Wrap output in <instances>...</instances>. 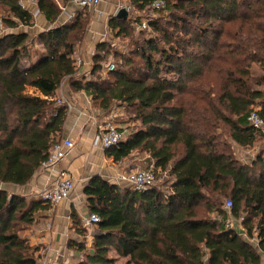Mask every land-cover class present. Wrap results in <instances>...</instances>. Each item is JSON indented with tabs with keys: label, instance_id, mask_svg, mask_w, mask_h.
Instances as JSON below:
<instances>
[{
	"label": "trees",
	"instance_id": "trees-1",
	"mask_svg": "<svg viewBox=\"0 0 264 264\" xmlns=\"http://www.w3.org/2000/svg\"><path fill=\"white\" fill-rule=\"evenodd\" d=\"M35 1L53 25L39 36L43 52L29 46L26 32L0 35V183L25 186L48 161L70 114L56 97L67 80L68 93L85 92L104 112L119 103L139 124L105 149L108 157L120 162L146 152L143 169L158 179L169 177L142 191L90 179L84 185L86 203L100 221L89 251L85 242L69 241L83 253L72 264H116L112 250L127 258L125 264H261L264 155L248 164L234 146L248 149L264 140L248 121L253 110L264 120V77L252 72L253 65L264 68V0H128L138 14H115L109 30L118 38L130 36L131 27L155 36L122 51L99 42L89 77L76 66L75 39L84 36L83 14L91 10H77L59 23L70 0ZM156 1L163 7L154 8ZM0 5L9 14L0 10L6 27L33 25L21 0H0ZM149 10L158 17L142 27L139 15ZM237 21L248 31L229 44L226 25ZM110 55L117 60L107 71ZM36 56L23 66L24 59ZM52 206L0 188V264L38 263L20 232ZM229 214L246 236L227 224ZM71 219L85 235L74 208Z\"/></svg>",
	"mask_w": 264,
	"mask_h": 264
},
{
	"label": "crops",
	"instance_id": "crops-1",
	"mask_svg": "<svg viewBox=\"0 0 264 264\" xmlns=\"http://www.w3.org/2000/svg\"><path fill=\"white\" fill-rule=\"evenodd\" d=\"M126 2L129 1L102 0V3L98 8L90 10L96 12L95 14H97V18L105 19L107 25L109 16L117 14L119 6L122 3L125 4ZM27 7L31 8L30 6ZM41 18L46 21L43 16H41ZM65 19L66 16L61 15L58 22L62 23ZM95 47L96 46H93L94 49H90L88 51L90 63ZM40 51L43 52V48ZM82 56L81 59H79L81 60V64L78 68H80V70L87 75V71L90 69V63L85 59V56L87 57V52L84 51ZM38 58L39 56L32 59H24L22 63H24L25 68H28L30 64L35 62ZM67 85L68 84L65 85L67 91L64 92V95L72 102L73 110L71 112L72 115H68L64 132L60 139L72 140L75 144L74 148L66 154L62 161L56 163L55 165H42L30 182L25 186L20 187L13 184L0 183V188L7 190L9 193L26 196L35 195L36 193L39 194L57 178L61 171L68 172L76 180V187L74 189L76 195H71L72 197H70L67 201L62 202L57 206H52L48 210L40 211L37 214L39 222L33 226L32 229L34 234L32 237L30 236V238L33 243H40L46 246V249H41L40 252L35 249L38 256L37 264H45V262H47V264L67 263V254L71 251L69 241L74 240L80 242V240H75L76 237L79 238L80 236L88 239L87 230L90 229L83 226L82 216L90 212L86 203L87 197L84 193V185L90 179L93 177H101L111 183L117 184V178L120 173L140 168L141 163H143L144 160L148 159L150 156L146 152H134L130 157L117 162L113 158L106 155L105 149L95 147L92 144V140L100 124L98 121L96 122L91 118L94 116L93 114H95L93 101L83 91L71 94L68 93ZM28 92L39 94V92L34 88H29ZM57 94H59L58 91ZM234 147L240 160L248 164L252 163L254 158H251V153H253V150L250 151L249 149L241 148L238 145H235ZM72 208L77 211L80 217V222L86 230V235L79 234L73 227L71 219ZM232 221V227L237 229L243 236H246L242 223L234 218ZM90 233L91 232H89V234ZM70 234H72L71 237L69 236ZM118 257L123 258L120 256ZM124 259L127 260V258ZM261 264H264V256Z\"/></svg>",
	"mask_w": 264,
	"mask_h": 264
},
{
	"label": "rangeland",
	"instance_id": "rangeland-1",
	"mask_svg": "<svg viewBox=\"0 0 264 264\" xmlns=\"http://www.w3.org/2000/svg\"><path fill=\"white\" fill-rule=\"evenodd\" d=\"M56 2H58L60 4L62 3L60 0H56ZM126 3L128 4L129 2H126ZM0 10H1V12H3L5 17H9V14L7 12H5L4 7H2L1 5H0ZM95 13L96 12H94L92 10V11H88V12L86 11V13L83 14L85 31H84V36H82L81 39H80V36H77L75 39L76 46H78V49H77L76 55H75L76 63H78V62L81 63V60H79V59H81V56H82V54H84V51L87 52V57L85 56V59L87 60V62L90 63L88 51L90 49H94L93 46H96L99 42H108L107 45L113 46L112 51H114V50L122 51L126 47H127V50H131L132 48H134L133 46L136 45L135 44L136 42L139 41V43H140L141 40H143V38H145V37L151 38L152 36H155L151 30H147V32L144 33V32H139L140 30H136V29H133L131 27V28H128V32H129L130 36H128V37L121 36L118 38L117 36H114L113 33L109 30L108 24L106 25V20L102 19V18L101 19L97 18V14H95ZM134 14H138L137 10H136V12H134ZM41 16H42L41 14L38 16H35L33 14L34 23L31 26H25L23 24H20L16 28H9V27H6L5 25H3L2 23H0V35L6 34L8 32H16V33L26 32V33H28L29 38H30V42H31L29 44V46H33V48H36V50L39 51L42 49V44L39 41V36L42 33L48 31L53 26L52 24L43 20L41 18ZM113 16H114L113 14L110 15L109 19ZM139 16H140L139 24H141V26H142V22H148V19L150 17H154V18H155V16L158 17L155 13H153L150 10L146 11V12H141V14ZM109 19H108V21H109ZM197 26H198L197 21H194L193 27H197ZM226 31H227V34L224 36L226 42L229 44H233L231 38L233 36L237 35L238 33H241V32L246 33L248 31V25H243V23L241 21H237L236 23L226 25ZM245 33H243V34H245ZM82 59H83V56H82ZM109 59H110L109 62L112 63L114 65V68H115L114 63H116L117 59L113 55H110ZM22 64L24 66V63H22ZM91 64H92V61L90 63V66H91ZM87 72H88L87 76L89 77L90 76V74H89L90 69ZM252 72L254 73V76H256L258 78L264 77V68L259 66V65H253L252 66ZM66 84H68L67 80L63 82L62 86L58 90L59 94L56 95L57 99L58 98H62V100L64 99V97H65L64 92L67 91V88L65 86ZM67 87H68V85H67ZM260 88L264 92V83H263V85L260 86ZM65 98L67 99V97H65ZM93 109L95 110V114L97 116V121L99 124H103V122L115 121L120 125V128L125 129L127 131L130 130L129 128H133V127H136V125H139L137 122H135L132 119V114L129 112H126L124 107L119 105V103L114 104L112 106L110 112L109 111L104 112L99 107V105L97 103H93ZM256 109H258L257 106H256ZM71 112H70V114L72 115ZM113 112H115L116 114L114 115ZM262 133L264 134V131H262ZM248 149L250 151L253 150V153H251V158H254L256 155L263 154L264 153V140L259 141V143H257L256 145H254ZM145 161L146 160H144V162L141 163L140 168L147 167L148 164L145 163ZM168 178L169 177L167 176V174L162 175V177L159 178V182L157 185H159L160 183H163ZM73 195H76L75 191L73 192L72 196ZM30 198L39 199L40 194L36 193L35 195H30ZM226 202H227V200H226ZM38 219L39 218L36 215L35 223L31 226L25 227L20 232L22 236L27 238L28 243L31 246V250L35 254H36L35 249L38 250L39 252L41 251V249H46V246L44 244L43 245L40 243L35 244L32 242V239L30 238V236L32 237L34 234V231L32 228L34 225H36L39 222ZM81 228H83V227L81 226ZM88 229H90V230H87L88 239L80 236L79 238L76 237L75 240H80V242L81 241L85 242L86 249L89 251L91 249V246L93 243V236L96 233V226H92ZM89 232H91V233L89 234ZM71 235L72 234H70L69 236L71 237ZM70 247H71L70 248L71 251H69V253L67 254L68 255L67 256L68 257L67 263H64V264H72V262L77 261L76 259H80L82 254H83V253H79L74 247H72V245H70ZM110 256H112L116 259V264H125L127 261L124 258H119L114 250H112V252L110 253Z\"/></svg>",
	"mask_w": 264,
	"mask_h": 264
},
{
	"label": "built area",
	"instance_id": "built-area-1",
	"mask_svg": "<svg viewBox=\"0 0 264 264\" xmlns=\"http://www.w3.org/2000/svg\"><path fill=\"white\" fill-rule=\"evenodd\" d=\"M101 3L102 0H70L67 5L62 6L63 11L61 15L66 16V21L72 18L77 10L84 8L96 9ZM21 4L25 7L30 6L31 8H29V10L35 16L40 14L38 4L35 0H21ZM163 5L164 4L161 1H156L154 2L153 7L160 8L163 7ZM122 8H124L129 14L136 12V8L130 3L121 4L118 8V11ZM146 26L147 22H142V27ZM80 64L81 63L78 62L77 67H80ZM106 67L107 71L114 69V65L112 63H109ZM64 99L62 100V98H58L57 101L62 104H67L68 111L70 113L73 110V104L65 97ZM113 114L115 115L116 113L113 112ZM91 118L92 120L97 122L95 116H92ZM248 121L254 128L264 131V120L258 114L257 110H253L250 113V115L248 116ZM127 136V131L120 128V125L117 122H104L103 124H100L98 126V130L94 135L92 144L95 147L106 149L125 140ZM74 146V142L70 139L58 141L53 145L50 157L45 165L47 164L48 166H53L56 163L62 161L66 154L71 149H73ZM117 181L123 186L142 191L156 186L159 182V179L152 170L138 168L120 173ZM75 187L76 180L72 177V175L66 171H61L58 174L57 178L47 188L39 193L40 198L48 201L54 206H57L58 204L68 200L71 197ZM226 207L229 209L232 207V202L230 200L226 202ZM232 219V216L229 214L227 224L230 226H233ZM99 221L100 217L92 212H88L87 214L82 216V224L85 228H90ZM45 264H47V262H45Z\"/></svg>",
	"mask_w": 264,
	"mask_h": 264
},
{
	"label": "water",
	"instance_id": "water-1",
	"mask_svg": "<svg viewBox=\"0 0 264 264\" xmlns=\"http://www.w3.org/2000/svg\"><path fill=\"white\" fill-rule=\"evenodd\" d=\"M128 14H129V13H128L124 8H122V9H120V10L118 11L117 16H118V17H121V16L127 17Z\"/></svg>",
	"mask_w": 264,
	"mask_h": 264
}]
</instances>
